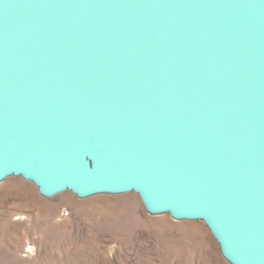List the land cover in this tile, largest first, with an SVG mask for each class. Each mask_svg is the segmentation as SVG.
Segmentation results:
<instances>
[{
	"label": "water",
	"instance_id": "95a60500",
	"mask_svg": "<svg viewBox=\"0 0 264 264\" xmlns=\"http://www.w3.org/2000/svg\"><path fill=\"white\" fill-rule=\"evenodd\" d=\"M136 192L264 264V0H0V182Z\"/></svg>",
	"mask_w": 264,
	"mask_h": 264
},
{
	"label": "rangeland",
	"instance_id": "374dc122",
	"mask_svg": "<svg viewBox=\"0 0 264 264\" xmlns=\"http://www.w3.org/2000/svg\"><path fill=\"white\" fill-rule=\"evenodd\" d=\"M0 264H231L201 220L146 211L136 192L52 196L0 182Z\"/></svg>",
	"mask_w": 264,
	"mask_h": 264
}]
</instances>
